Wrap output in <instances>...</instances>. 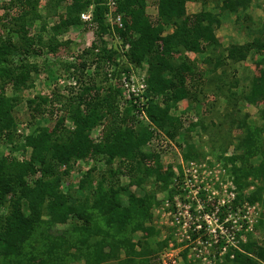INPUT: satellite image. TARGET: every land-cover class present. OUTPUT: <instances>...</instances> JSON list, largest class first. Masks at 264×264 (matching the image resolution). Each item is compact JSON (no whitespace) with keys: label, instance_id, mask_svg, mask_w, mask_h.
Wrapping results in <instances>:
<instances>
[{"label":"trees","instance_id":"trees-1","mask_svg":"<svg viewBox=\"0 0 264 264\" xmlns=\"http://www.w3.org/2000/svg\"><path fill=\"white\" fill-rule=\"evenodd\" d=\"M107 1L47 0L50 9L64 4L63 13L51 27V40L71 26L88 28L79 14L90 6L93 19L90 27L96 39L88 47L71 53L78 62L65 66L66 72L79 82L78 92L61 102L73 124L72 130L67 133L65 114L59 115L52 127H40L25 137V145L30 147L27 160L18 161L9 153L0 156V264H69L76 260L84 264H110L113 261L116 264H155L149 258L156 248L148 241L155 230L146 225L151 220L150 208L156 202L152 193L144 192L140 197L129 194L127 203L123 204L120 193L125 188L116 182V178L111 179L120 169L114 171L108 167L109 176L101 171L95 177L91 173L95 170L94 165L78 182L77 190L86 192L82 202L74 192H64L60 188L74 162L89 157L100 158L108 165L119 159L118 166L137 185L152 177L156 184L159 183V188H166L173 172L171 165H162L156 148L149 152L142 149L154 134L137 123L139 98L132 94L128 98L120 97L121 69H115L110 75L106 72L105 68L112 62L115 67L121 63L114 60L117 50L108 48L102 38L103 33L109 34L105 17ZM114 1V15H120L122 23L121 27L115 26V31L122 38L121 46L128 44L123 54L132 63L142 60L148 63L146 87L142 93L146 102L144 112L148 121L165 131L167 136L174 138L182 124L171 108L184 99L199 102L197 94L191 92L192 82L197 79L206 82L207 78L209 83H215L216 92L228 105L233 99L249 104L264 103V26L259 27L255 35L250 31L253 38L242 44L230 43L224 47L217 35L220 13L236 14L246 10L252 0H220L218 12L201 9L194 13H187V0H155L157 12L153 19L145 12L144 0ZM37 2L9 0L0 3V22L6 23L7 27L6 36L0 34V143L13 141L15 127L16 97L7 94L6 87L10 85L13 91L24 88L30 70H37L32 66V69L27 68L29 63L23 61L26 56L41 53L33 38L26 37L29 33L26 16L29 12L33 18L39 16ZM11 9L14 15L10 14ZM17 20L22 34L15 33L20 34L19 38L28 46L25 49L19 48L8 36L11 30L8 23ZM166 27L171 31L163 33ZM37 43L40 45V37ZM58 44L50 41L48 48L56 49ZM181 51L206 54L205 78L180 56ZM250 52L259 55V59L248 90L238 93L231 90L236 80L225 79L223 65L227 60L242 61ZM13 55H19L20 62L15 65L11 62ZM91 65L92 73L84 76V69ZM111 74L117 78L113 85L106 82ZM36 98L27 101L31 116L43 112L50 116L56 108L51 106L45 111L42 103L58 101L60 96ZM247 117L246 113L240 115L234 109L216 118L215 124L213 119L210 120L212 128H206L203 118L198 117L185 129L187 132L197 127L203 132L212 130L209 133L210 152L232 177L239 191L235 202L243 199L249 203L261 202L263 210L257 228L264 229V113L260 125L248 123ZM97 126L98 135L93 137L92 131ZM235 129L239 133L233 136ZM202 156L201 150L191 143L182 148L185 161ZM250 186L253 190L244 195L243 190ZM174 191V187L170 189V196ZM6 201H12V206L10 212L3 215L1 207ZM69 215L75 216V222L60 233L52 232V227L67 221ZM137 231H141V236L134 240L133 234ZM31 240L38 244L33 245ZM248 240L241 244V250L231 251V258L228 253L216 264H263L264 246L256 240ZM121 251L122 259L119 258Z\"/></svg>","mask_w":264,"mask_h":264},{"label":"rangeland","instance_id":"rangeland-1","mask_svg":"<svg viewBox=\"0 0 264 264\" xmlns=\"http://www.w3.org/2000/svg\"><path fill=\"white\" fill-rule=\"evenodd\" d=\"M7 1L9 0H0V3H5ZM144 1L145 12L151 19H153L157 12L155 0ZM37 3L38 4L36 8L39 16L33 18L30 12L26 16L28 20L26 22V28L29 31L26 37L33 38L35 46L41 49V53L35 56H26V58L23 60L24 62L29 63L27 68L32 69V66L37 70H30L28 79L26 80V86L24 88H19L18 90L13 91L10 85L6 87V93L16 97L13 110L15 127L13 128V141L0 143V156L9 153L18 161H24L29 158L30 147L25 145V137L40 127H52L59 115L65 114L64 126L67 130V133L72 130L73 124L70 120V117L68 116V113L65 111V108L62 107L61 102H65L68 96L78 92L79 82L76 81L77 78L74 77V75L66 72L65 66L67 64L78 62V59L75 61V58L70 56L71 53L88 47L91 42L95 41L96 39L93 38L95 36L93 34L92 28L90 29V27H88L84 29L82 25H79L76 27L71 26L64 33L57 35L56 38L51 40L53 37L51 34V27L58 21L61 13H63L64 4L57 9H50L47 0H38ZM219 5L220 0H187L186 11L187 13H194L201 9H207L213 12H218ZM1 12L2 10H0V13ZM14 13L15 12L13 10L10 12V14L13 15ZM244 16H247L248 19H245ZM220 18L221 25L217 29V35L222 45L225 47L230 43H245L251 40L253 36L257 34L258 30L260 29L259 27L264 26V0H252L250 6L246 10L240 11L236 14L222 12L220 13ZM19 24L20 23L18 20L16 23L13 21L10 24L8 23V27L11 28L8 36H10L11 40L16 45H18L19 48L22 47L25 49L28 46L24 43V40L19 38L20 34H22L18 30ZM247 25H249L250 28ZM42 26H44V30H41ZM6 28V23L0 22V34H2V37H5L7 34L5 32ZM170 31L171 28L166 27L163 33ZM250 31H253L254 35L253 33H250ZM38 37H40V45L37 43ZM102 38L107 42L108 48L117 50V55L114 60L116 62H121L120 65L116 67L112 62L107 68H105L108 75H110L109 73H112V71L115 69L120 68L121 84L122 78H124L126 81H129L133 88L140 90L144 89L146 87L147 79V61L142 60L139 63L130 62L128 60V56L123 54L125 51L124 48L122 51V49L118 47V44L113 39H110V34L105 32L102 34ZM50 41L52 44H55L56 42L59 43L56 49L50 50L48 48V43H50ZM205 55L206 54H193L185 51L180 52V56H183V58L193 65L194 71L198 72L201 78L206 77L205 69L207 68V64L204 62ZM18 57L19 55H13L11 57V62L13 65L20 62ZM258 59L259 55H254L252 52H250L248 56L242 61H226L225 65H223L226 70L225 79L232 82L236 80L237 82L235 85L231 86V90L238 93L248 90ZM92 69L93 65L86 67L84 69L83 75L85 76L92 73ZM218 72L219 69L217 70V73ZM208 81L209 80L206 78V82H201L200 79L192 82L191 92L197 94L199 99L197 104L195 103L194 99H184L176 103L175 107L171 108L174 115H177L182 122L181 127H179L178 130L179 132L174 138H170L167 136L165 131L156 128L147 120V117L137 116V123L142 126H146L154 134V136L152 135V139L143 145L142 149L149 152L151 150H155L156 148L160 152L162 165H171L173 172L166 188H159L157 186L159 183L156 184L152 177L148 178L141 185L132 183L129 174H127L125 170L118 166L119 159H114L110 165H108L100 158L99 160H95L91 157L88 159H79L74 162L70 173L64 177L60 184L62 191L65 192L69 190L74 192L78 201L82 202L86 192L83 190H77L78 182L83 177L84 173L94 165L95 170H93L91 173L95 177L98 175V172L101 171L105 172L106 175L109 176L110 173L107 172L108 167H111V169L114 171H117L118 168L120 169L117 174L114 173L111 179L116 178V182L125 188V190L120 193V200L123 204L127 203L129 194L140 197L144 192L152 193L155 196L156 202L150 208L151 220L146 225H151L155 230L153 237L148 240L156 248L155 252H153L149 258L150 261L155 264H194L192 261L193 257L191 256L192 251L189 250L190 245L187 247V241L184 239V231L187 230V228L185 229L187 226H182V218H178L179 223H176L177 218L175 219L173 209V202L180 199L178 187L174 182V177H176V174L173 167L174 163L178 160V152L182 153V148L185 146V144L191 143L194 145V148L201 150L203 154L202 157L195 160L198 163H206L208 170L217 169L216 163H220L214 157L215 154L210 152L212 141H210L209 133L212 130L210 132H203L197 127L196 129L187 132L185 127L188 125V123L190 121H196L198 117H202L206 128H212L213 125H211L210 120L213 119V123L215 124L216 118L222 117L224 113H230L234 111V109H237L240 115L246 113L248 116L247 122L250 124L260 125L262 122L261 117L264 113V103L249 104L243 102L240 99H233L228 105L222 96L216 92L215 83H209ZM104 82L105 81H103V83ZM106 82L113 85L117 82V78L112 77L111 74ZM120 87L122 92L120 97L122 99L127 98V90L125 89V91L122 85ZM53 94L59 95V100H51L48 104L42 103V106L45 108V111L51 106L53 109L56 108V111L53 110V113L50 116L48 112L39 114L34 113V115L31 116V108L27 103L28 99L35 100L38 96L41 98L46 97L47 99H50L51 95ZM145 103V99H142V102H137L138 114H140L141 108L143 111H145ZM59 107L62 108L59 109ZM98 130L99 127L97 126L92 131L91 135L96 137L98 135ZM237 133H239V130H233V136L237 135ZM228 150L231 152L232 146H230ZM178 169L179 167L176 168L177 171H179ZM214 174H216V172H213L210 175ZM221 174L218 175L221 177ZM222 177V185L224 182H226V178L227 180H231L233 182L232 177L227 174V170L225 175L223 174ZM95 182H97V179ZM222 185L219 187L217 183L214 186L216 188L217 198L223 196L224 191L221 188ZM229 185L230 186L228 187V190L231 187V183H229ZM173 187L175 189L174 195L170 196L169 192ZM252 190L253 186H250L249 188L243 190V194L246 195ZM11 204L12 201H6L2 205L1 212L3 215H6L10 212L12 206ZM253 205L256 206V211H254V213H256L254 214L256 221H253L252 223V230L246 232V237L247 239L256 240L258 243L264 246V229L257 228L263 206L259 201L253 203ZM209 207L211 208L212 205L209 204ZM43 218L45 217L43 216ZM74 220L75 216L69 215L67 221L57 223L54 227H52V232L60 233L62 230L67 229L72 223H74ZM139 236H141V231H137L135 234H133V239L136 240ZM34 237H37V234ZM31 242L33 245L38 244L34 240H31ZM218 255L219 254L217 252L215 257L216 262L214 264L218 262L220 263L223 260L222 254L219 256ZM123 257L124 255L121 251L119 258L122 259ZM69 264L84 263L83 261L76 260L71 261ZM110 264L116 263L113 261Z\"/></svg>","mask_w":264,"mask_h":264},{"label":"built area","instance_id":"built-area-1","mask_svg":"<svg viewBox=\"0 0 264 264\" xmlns=\"http://www.w3.org/2000/svg\"><path fill=\"white\" fill-rule=\"evenodd\" d=\"M107 6L105 17L109 24L110 39H113L122 51L123 48L126 50L128 44L125 43L121 46L122 38L115 31V26H122L120 15H114L113 12L115 1L108 0ZM79 17L89 27L92 26V7L82 11ZM122 86L124 90H127V98L132 94L142 102L144 99L142 93L145 88L135 89L124 78H122ZM134 102L137 100L134 99ZM140 111V114L138 111L136 112V116L146 117L142 108ZM173 167L176 174L174 182L180 195V199L173 202L174 215L175 219L177 218L176 223H179L178 218H182V226H187L185 227L187 230L184 231V239L187 241L186 246L190 245L192 261L194 264H214L217 252L219 255L222 254V257L230 253L231 258V251L241 250V244L248 241L246 232L252 230V223L256 221V217H254L256 206L246 199L235 202L239 192L234 183L227 178L222 185V175H225L226 170L220 163H216L217 169L208 170L206 163H198L195 159L185 161L181 153L178 152V160ZM177 167H179V171L176 170ZM213 172L216 174L210 175ZM218 174H221V177ZM217 183L219 187L222 185L221 188L224 191L220 198H217L214 187ZM229 183H231V187L228 190ZM209 204L212 205L211 208Z\"/></svg>","mask_w":264,"mask_h":264},{"label":"clouds","instance_id":"clouds-1","mask_svg":"<svg viewBox=\"0 0 264 264\" xmlns=\"http://www.w3.org/2000/svg\"><path fill=\"white\" fill-rule=\"evenodd\" d=\"M146 116V115H145ZM148 120V119H147ZM181 155H182V153H181ZM184 160V159H183Z\"/></svg>","mask_w":264,"mask_h":264}]
</instances>
